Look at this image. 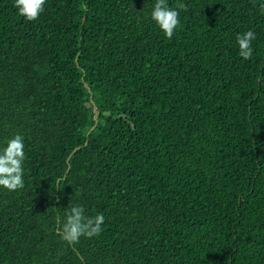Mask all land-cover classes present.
<instances>
[{
  "label": "trees",
  "instance_id": "trees-1",
  "mask_svg": "<svg viewBox=\"0 0 264 264\" xmlns=\"http://www.w3.org/2000/svg\"><path fill=\"white\" fill-rule=\"evenodd\" d=\"M155 2L46 0L30 22L0 0V148L25 152L0 264H264L261 0H168L171 39ZM71 205L102 232L66 244Z\"/></svg>",
  "mask_w": 264,
  "mask_h": 264
},
{
  "label": "clouds",
  "instance_id": "clouds-1",
  "mask_svg": "<svg viewBox=\"0 0 264 264\" xmlns=\"http://www.w3.org/2000/svg\"><path fill=\"white\" fill-rule=\"evenodd\" d=\"M46 0H14V7L18 15L28 21H35L44 12ZM259 7L264 9V0H261ZM187 11L183 2H178L175 8L170 7L168 0H156L152 11L151 19L171 39L176 28L180 24V11ZM256 38L252 30L239 33L236 36L238 55L248 60L253 55L252 41ZM25 160L24 138L16 134L6 141L5 146L0 148V187L8 191H16L24 187ZM59 184V182L57 183ZM105 217L102 213L95 216L85 214L84 207L71 205L66 217L59 226L61 239L68 245H76L81 237L92 238L102 232V225Z\"/></svg>",
  "mask_w": 264,
  "mask_h": 264
}]
</instances>
